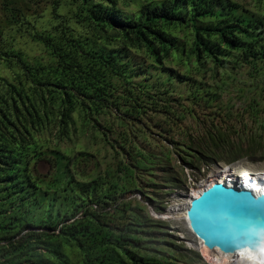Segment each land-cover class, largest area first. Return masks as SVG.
I'll return each mask as SVG.
<instances>
[{"label":"trees","instance_id":"1","mask_svg":"<svg viewBox=\"0 0 264 264\" xmlns=\"http://www.w3.org/2000/svg\"><path fill=\"white\" fill-rule=\"evenodd\" d=\"M244 157L264 0H0V264H207L149 206Z\"/></svg>","mask_w":264,"mask_h":264},{"label":"water","instance_id":"2","mask_svg":"<svg viewBox=\"0 0 264 264\" xmlns=\"http://www.w3.org/2000/svg\"><path fill=\"white\" fill-rule=\"evenodd\" d=\"M161 217V215H156ZM188 227L209 248L234 253L264 246V191L215 181L194 197Z\"/></svg>","mask_w":264,"mask_h":264},{"label":"built area","instance_id":"3","mask_svg":"<svg viewBox=\"0 0 264 264\" xmlns=\"http://www.w3.org/2000/svg\"><path fill=\"white\" fill-rule=\"evenodd\" d=\"M242 160L227 164L223 161L204 162L200 167H185V181L183 186L170 188L168 197L170 201L177 202L176 207L169 206L165 215L170 218L171 212H179L183 216L190 200L197 196V192L206 188L208 183L216 177H221L227 183L237 181L238 186H244L252 190H264L259 186L264 183V167L240 166ZM225 173V174H224ZM226 178V179H225ZM219 180V179H217ZM256 188V189H255ZM172 210V211H170Z\"/></svg>","mask_w":264,"mask_h":264},{"label":"bare ground","instance_id":"4","mask_svg":"<svg viewBox=\"0 0 264 264\" xmlns=\"http://www.w3.org/2000/svg\"><path fill=\"white\" fill-rule=\"evenodd\" d=\"M225 174V173H224ZM223 175L221 177H216L214 178L212 181H210L208 183V185H210V183H213L215 180L217 179H223ZM226 179V178H225ZM264 183H260V187L263 189V186ZM205 188H203L202 190H199L197 192V196L204 190ZM256 189V188H255ZM264 191V190H263ZM196 197V196H195ZM193 199V198H192ZM191 199V200H192ZM190 200V202H191ZM189 202V204H190ZM189 206V205H188ZM187 206V208H188ZM186 208V209H187ZM184 214V213H183ZM171 215H175V216H180L179 215V212H171ZM180 218V217H179ZM190 234L191 232L188 231ZM194 236V235H193ZM194 239H195V236H194ZM189 245L190 246H193V247H196V248H199L200 249V252L204 255L205 259H207L211 264H252V262L256 261L259 257L260 261H261V264H264V258L262 259V257L259 255H257L254 251H251L249 250L248 248L244 249L243 251L237 253V256H234V257H237V260L234 259L232 262V255L231 254H224V253H221V252H218V250L216 249H211L209 247H207L203 242H200V243H197V241H193V237L191 236V241H189ZM241 256V257H238V256ZM254 259V261H253ZM236 260V261H235ZM245 260V261H244Z\"/></svg>","mask_w":264,"mask_h":264},{"label":"rangeland","instance_id":"5","mask_svg":"<svg viewBox=\"0 0 264 264\" xmlns=\"http://www.w3.org/2000/svg\"><path fill=\"white\" fill-rule=\"evenodd\" d=\"M190 125H191V124H189V126H190ZM190 129L192 130L193 128H190ZM244 158H245V159H244ZM244 158L242 159L243 162L240 163V166H251V167H256L257 169H258V168H261V167H264V162H262V161L256 163L255 161H252V160L249 159V158H247V159H246V157H244ZM162 174H163V172H158V171H156V176H157V178H158V180H159L158 182H161V181H162V179H161ZM169 187H170V186H168L167 188L164 187L162 190H164V189L166 188V191L168 192V188H169ZM137 195H138V197H140L139 194H137ZM163 198H164V196H163ZM163 198H162V200L158 203L159 205H161V209H160V211H156V210H154L153 208H151V207L149 206V208H150V212H151V214H152L153 216L157 215L158 212H165V210H167V209L169 208V206H171V205H172V207H176V206H177V202H175V201H170V197H168V194H167L166 197H165V201H164V203H162ZM170 211H172V210H170ZM173 212H174V211H173ZM179 217H180V218H179ZM179 217L173 215V216L170 217V218H166V219H168V221L170 222L171 232L175 235V237H176L180 242H183V243L185 244L186 249L188 248V250H193V251H194V249L191 248V247L189 246V241H191V237H190V233L188 232V228H187L186 222L183 220L182 215H180ZM182 235H184L185 237H189V238H185L188 244H186V243L183 241V239H182ZM180 237H181V238H180ZM203 261L206 262L204 259H203ZM206 263H208V262H206Z\"/></svg>","mask_w":264,"mask_h":264},{"label":"clouds","instance_id":"6","mask_svg":"<svg viewBox=\"0 0 264 264\" xmlns=\"http://www.w3.org/2000/svg\"><path fill=\"white\" fill-rule=\"evenodd\" d=\"M224 162V161H223ZM225 163H227V162H225ZM235 163V162H234ZM227 164H231V163H227ZM215 181H225V180H215ZM214 181V182H215ZM226 182V181H225ZM211 184V183H210ZM226 184L227 185H236L237 184V181L236 180H234L233 182H230V183H227L226 182ZM183 186V185H182ZM238 186V185H237ZM177 187H181V186H171V187H169L168 188V192H167V194H169V190H170V188H177ZM239 187H244V186H239ZM255 194H258V193H260V192H263V190H252ZM194 198V197H193ZM164 201H165V199H164ZM187 210V209H186ZM186 210H185V212H184V214H183V216H182V218H183V220L186 222V225H187V228H188V231H190L191 232V234H190V237L192 236L193 237V241H197V243H200V242H202V241H200V239L196 236V235H194L193 233H192V231L190 230V228L188 227V223H187V220H186ZM157 215H161V217H158V216H156L155 215V217H158V218H162V219H165V220H168V219H166V218H168L166 215H165V213L164 212H158V214ZM171 227V226H170ZM195 236V239H194V236ZM181 238V237H180ZM185 238H189V237H185L184 235H182V239H183V241L186 243V244H188L187 243V241H186V239ZM190 246V245H189ZM191 248H193L194 249V251H196V252H198L199 254H200V256H201V258H202V260L204 259L206 262H208L207 264H211L207 259H205V257H204V255L200 252V249L199 248H196V247H193V246H190ZM212 249H216V250H218V252H221L218 248H212ZM246 249V248H245ZM249 249V248H248ZM244 249H242V250H239V251H237V252H234V253H228V252H221V253H224V254H231L232 255V260H231V262L234 260V259H236L237 260V257H234V256H237V253H239V252H241V251H243ZM249 250H251V251H254V253L255 252H257L256 254L257 255H259L260 254V256L262 257V259L264 258V246L262 247V248H258V249H249ZM238 257H241L240 255L238 256ZM235 260V261H236ZM245 261V260H244ZM253 261H254V259H253ZM205 262V263H206ZM252 264H261V261H260V259H259V257H258V259L256 260V261H254V262H252Z\"/></svg>","mask_w":264,"mask_h":264}]
</instances>
